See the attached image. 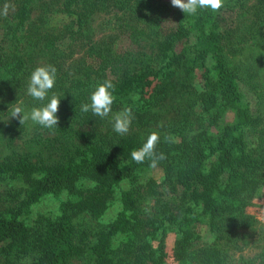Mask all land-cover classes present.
<instances>
[{"label": "trees", "instance_id": "16d2710c", "mask_svg": "<svg viewBox=\"0 0 264 264\" xmlns=\"http://www.w3.org/2000/svg\"><path fill=\"white\" fill-rule=\"evenodd\" d=\"M36 1L19 0L12 16L16 20L13 61L6 65L17 81H24L34 69L21 55L15 33L29 19ZM78 1L67 0L65 6L81 27L80 12L70 9ZM249 1L224 0L218 13L207 9L195 15L174 11L175 24L157 41L160 65L155 72L138 69L133 53H118L104 41H93L89 46V54L94 61L98 59L97 67L95 62H77L66 69L64 61L58 60L54 66L61 78L56 82L62 83L64 93L86 92L79 106V115H85L86 120L99 119L90 111L82 112L81 105L108 79L107 71L114 75L110 78L115 85L114 97L150 85L151 75L161 79L174 70L182 74L184 83L196 86L199 71L201 85L192 92L205 116H201L200 129L188 140L185 135L194 124L192 111L178 109L172 115L164 128L179 138L174 142L161 138L157 146V153L166 156L157 165L161 180L151 174L153 167L147 161H132L131 151L144 142L134 134L105 138L102 133L97 136L87 131L83 133L86 147L69 150L65 159L58 161L5 155L0 160V180H23L24 184L0 192V264H69L72 257L80 258L81 264H167L168 259L176 264L230 263L218 232L219 220L232 217L240 221L247 205L236 197L251 194L264 175L263 121L252 115L237 77L228 67V56L244 51L251 63L264 65V0ZM132 35L143 38L146 32L133 26ZM179 42L182 45L176 50ZM228 112L233 113L232 122L226 119ZM83 182L90 184L87 193L76 191ZM160 186H165L168 197ZM114 188H119L121 200L115 217L92 230L91 238L84 233V243L74 241L73 216L86 213L100 219L111 205ZM143 192L155 207L147 217L159 231L152 246L148 240H136L144 220L132 197ZM47 197L55 198L56 211L32 216V208ZM194 221L209 224L216 234L212 242L197 243L199 234L188 226ZM117 236L121 240L115 243ZM257 263L264 264V245L253 258L240 257L232 264Z\"/></svg>", "mask_w": 264, "mask_h": 264}, {"label": "rangeland", "instance_id": "374dc122", "mask_svg": "<svg viewBox=\"0 0 264 264\" xmlns=\"http://www.w3.org/2000/svg\"><path fill=\"white\" fill-rule=\"evenodd\" d=\"M66 2L67 0H37L31 7L29 19L15 33L20 39L21 55L34 69L45 64L56 65L58 60L64 61L66 69L75 66L77 62L88 65L95 62L97 67L98 59L95 57L94 61V57L89 54V46L93 41L98 44L104 41L118 53L125 50L133 53L138 69L143 72L157 70L160 65L157 41L162 39L175 24L172 15L178 8L171 5V0H79L70 9L80 12L81 27L75 14H71L66 9ZM253 2L255 0H250L249 4ZM6 3L13 7L10 8L6 18L0 16V160L5 155L12 157L24 155L32 161L41 156L50 162L64 160L67 151L76 147H86L83 133L87 131L97 133V136L102 133L105 138L118 135L113 131L111 115L104 119L99 117L95 122L86 120L85 115L80 116V101L85 97L86 92L71 90L68 94L64 93L65 89L58 81L49 93V97L52 94L60 97L57 113L59 123L55 130L42 128L33 124L31 120L21 125L18 119H8L11 108L17 103H22L26 112H30L32 107L41 106L47 101H36L26 95L30 75L24 81H17L11 77L10 66H7L6 62L13 61V33L16 20L12 16L18 9L19 0H5L0 4V9ZM133 26L143 29L146 37L133 36ZM181 45L182 42H179L175 49L179 50ZM228 67L236 75L242 96L249 104L252 115L260 117L264 127V65L251 63L247 51H244L229 55ZM58 73L57 79H60V72ZM106 75L108 79L114 77L109 71ZM148 78L151 80L150 85L139 86L115 97L112 113L130 107L134 119L128 134L138 135L144 141L152 131L159 132L162 139L170 136L173 140H177L179 137L171 136L164 127L178 109H190L194 124L185 136L191 140L194 133L200 129L202 117L205 116L196 95L192 92V88L201 85L200 72L197 71L194 80L196 86L184 83L183 76L178 70L161 79L153 75ZM63 83L67 85L68 81L63 79ZM226 119L232 122L233 113L228 112ZM151 174L159 180L162 178L159 167L152 168ZM261 178L262 182L256 185L251 194L241 193L236 197L247 205L241 215L242 219L239 217L240 221H237L232 217H223L219 220L221 223L218 232L222 235L221 243L229 254V264L240 257L253 258L263 250L264 175ZM23 184V180L13 182L0 180V192L4 193L11 187H19ZM88 186H90L88 182L78 184L76 191L87 193ZM160 188L164 196L168 197L169 192L165 186ZM132 199L135 210L144 220L142 226L138 228L136 240L138 242L142 239L148 240L152 246L151 244L157 239L156 234L159 235V231L156 232L147 218L149 213L154 211L153 202L144 192ZM56 205L55 198H44L32 208V216L38 212L54 213ZM120 207L119 188H114L111 192V205L100 219H95L86 213L73 216L74 241L84 243L81 238L84 233L91 238L92 230L111 221ZM188 226L199 234L197 243H210L216 236L209 224L204 221H194ZM120 240L117 236L114 242ZM168 243L171 244L170 238ZM81 262L80 258L69 259V264H81ZM167 264L176 263L168 259Z\"/></svg>", "mask_w": 264, "mask_h": 264}, {"label": "clouds", "instance_id": "9594fccd", "mask_svg": "<svg viewBox=\"0 0 264 264\" xmlns=\"http://www.w3.org/2000/svg\"><path fill=\"white\" fill-rule=\"evenodd\" d=\"M171 5L188 15H195L200 9L218 13L224 7V0H171ZM11 7L13 6L6 3L0 9V16L6 18ZM56 79L57 68L54 65L37 66L30 74L26 95L33 100L47 102L42 103L41 106L32 107L30 112H26L22 103H17L11 108L8 119H18L21 125L31 120L33 124L42 128L55 130L59 123L57 113L60 97L55 94L49 97V93L55 87ZM114 88L115 85L110 79L99 83L90 94L89 102L81 105V111L84 113L90 111L94 116L101 119L108 118L111 115L113 131L120 136H126L130 131L134 115L130 107H125L115 114L112 113V105L115 100ZM164 140L165 142H174L170 136L165 137ZM160 143V133L150 132L143 144L131 151L132 161L136 164H144L147 161L150 167H157L158 163L166 158L163 152L157 153V146Z\"/></svg>", "mask_w": 264, "mask_h": 264}]
</instances>
